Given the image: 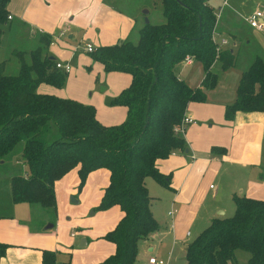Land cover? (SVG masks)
I'll return each mask as SVG.
<instances>
[{
  "label": "trees",
  "instance_id": "obj_1",
  "mask_svg": "<svg viewBox=\"0 0 264 264\" xmlns=\"http://www.w3.org/2000/svg\"><path fill=\"white\" fill-rule=\"evenodd\" d=\"M9 1L0 0V44ZM159 4L163 22L144 23L136 42L124 39L89 52L105 72L131 74L130 84L111 100L127 108L120 124L103 125L94 106L38 91L41 83L61 87L66 77L47 52L49 34L40 35L35 49L15 51L16 73L5 74L4 63H0V159L23 142L24 172L10 178L13 203L36 204L56 215L57 180L77 169L81 189L91 171L109 170V183L93 211L118 205L123 215L103 236L115 244L114 253L98 264H134L138 241L158 229L145 178L168 187V175L159 172L155 163L186 149L173 127L179 124L187 103L203 102L204 90L215 85L212 63L217 60L222 70L233 64L229 48L220 46L215 54V14L208 0H159ZM185 56L201 65L198 87L188 86L173 71ZM236 111L264 112V62L259 57L240 73L234 99L224 105L223 117L231 120ZM53 127L58 137L47 141ZM224 151L210 147L213 153ZM232 200L230 216L211 218L186 243L184 264H232L237 249L248 253L246 264H264V200L236 194ZM4 249L0 243V255ZM42 264H57L55 252L43 250Z\"/></svg>",
  "mask_w": 264,
  "mask_h": 264
},
{
  "label": "crops",
  "instance_id": "obj_2",
  "mask_svg": "<svg viewBox=\"0 0 264 264\" xmlns=\"http://www.w3.org/2000/svg\"><path fill=\"white\" fill-rule=\"evenodd\" d=\"M228 1L221 0L218 3V0H208L212 7L216 4L218 10H213V33L216 40L223 38V30L219 28L218 21ZM7 9L11 15L8 21L15 20L18 25L29 29L28 33L38 34L39 37L49 34V56H53L57 62L68 64H71L73 56L82 64L90 62L84 60L86 56L79 52L78 48L89 53L86 50L88 43L92 44L93 48L117 43L128 39L137 27L139 29L144 24L143 16L138 17L133 12L118 9L109 0H10ZM232 14L226 16L230 17ZM263 14L261 19L264 27ZM224 38L226 43L222 47L232 51L227 46L228 39L225 36ZM81 43L85 46H81ZM95 62L98 72L103 75L105 87L99 89L96 79H91L83 70L72 73L71 67L70 71L66 72L61 87L41 83L38 91L94 106L95 116L103 125L120 124L126 119L127 108L124 105L112 104L111 100L130 84L131 74L120 71L105 72L102 64ZM179 63H184L185 68L188 67L186 71L175 70V65ZM179 63L173 67L177 77L190 87L200 86L203 77L200 63L193 58L190 63L183 60ZM214 65L216 61L210 66L211 71ZM231 67L232 65L222 70L223 76L230 73ZM242 71L236 74L230 86H224V91L218 90L221 80L217 77L215 85L204 90L203 102L187 103L184 115L191 118L192 122L186 125L181 133L186 149L184 152H174L164 159H158L155 163L158 171L169 177L168 187L160 186L172 193L170 206L164 213L166 228H161L157 223L156 231L147 239L138 241L144 244L143 263L136 258L134 264H148V258L155 256L152 254L155 246L152 244L153 239L159 243L164 235L171 238L169 250L162 251L161 255L155 257L165 264H169L175 244L180 243L183 249L185 248L186 237L190 235L186 227L191 224L193 218H198V212L195 211L196 201L200 198L198 192H201L209 176L217 177L220 174L218 180L221 183L215 186L208 184V187L213 189L214 196L219 192L223 193L221 184L224 183V196H233L234 190H237L236 195L264 200V177L261 176L264 169V112L236 111L231 120L223 117L224 105L234 99L235 87ZM82 77L86 81L79 84ZM226 90L230 91L229 95ZM211 146L222 147L225 151L210 152ZM109 174L107 168L91 171L81 189L78 187L77 169H72L57 180L54 184L56 215L44 212L45 223L52 224L49 228H46L48 224L40 229L32 227L33 208L27 203H15L13 208L9 206V215L0 213V243L5 244L4 252L0 255V264H42L43 250L55 252L57 264H98L113 254L115 244L103 236L115 227L123 212L118 205L93 211L109 183ZM145 185L148 189L146 180ZM75 191L78 196H73ZM148 192L150 195L149 190ZM68 198L70 202L67 201ZM71 198L74 201L71 202ZM75 204L79 207H74ZM218 206L221 205L215 203L212 210L208 209L203 213L206 225L211 218L219 216V212L215 213ZM90 209V217L85 216ZM170 209H175L172 217L167 215ZM222 209L225 210L224 207ZM150 210L155 219L151 200ZM77 229L81 230L80 235ZM236 251L232 264H246L248 255L236 256Z\"/></svg>",
  "mask_w": 264,
  "mask_h": 264
},
{
  "label": "rangeland",
  "instance_id": "obj_3",
  "mask_svg": "<svg viewBox=\"0 0 264 264\" xmlns=\"http://www.w3.org/2000/svg\"><path fill=\"white\" fill-rule=\"evenodd\" d=\"M109 1L118 9H122L123 11H127L129 13L133 12L137 14L138 17L143 16L144 23L145 18L148 19V22H151L153 24L161 23L164 20L160 10L159 0ZM220 2L221 0H218V3ZM254 9L264 13V0H229L227 5L224 6V10L220 15L218 24L219 28L223 30L222 37L224 38L225 36L226 39H228L227 46H229L233 51V64L231 69L229 70L230 73L228 75L223 76L224 73H222V69L217 60H215L216 65H214L212 68V72H216L217 77H220L221 84L219 85L218 89L220 91H224V86H230L236 74L247 68V66L252 62L254 58L259 57L264 62V27L259 31L255 28L250 27L246 21L247 16ZM146 10L148 11L147 15L144 14V11ZM213 10L215 12L218 11L216 4L213 5ZM226 11L229 12L226 13ZM239 12L241 13L240 15ZM231 13H233L231 15L232 17L226 16V14ZM137 30L138 27L135 29L133 34L129 36V40L133 42L137 41ZM28 31L29 29L25 28L23 25H18L15 20L7 21V23L4 25L0 44V63H4L3 71L5 74H14L17 72L19 61L17 56L15 55V51L29 52L38 46V34L32 35L31 33H28ZM231 34L234 36H232ZM63 39H65V37H63ZM81 46H85V44L81 43ZM78 51L85 54L86 59L84 60H90V62L88 61L86 64H82L77 57L73 56L71 58L70 64V66L72 67V73L75 71L83 70L85 72L84 74L88 75L91 79L93 78L98 81L97 85L99 89H101V87H105L106 84L103 81V75L102 73L98 72V69L95 66L96 62L91 59L89 53L80 50V48H78ZM175 66V70L177 71H186V69L188 68H185L186 65L184 63H179ZM85 81L86 79L82 77L79 84H82ZM105 92L106 91H104L103 94H105ZM226 92L227 95H229L230 91L226 90ZM56 137H58V133L53 127L51 133L47 136V141H50ZM22 146L23 142H19L11 151V153H9L3 159H0V213L3 215H9L11 213L10 207L13 208L15 204L10 199L9 178L14 174L23 173L25 169L23 157L21 154ZM218 175L217 177L209 176L205 184H203L201 192H198V197L200 198H198V201H196L197 206L195 208L196 213L198 212V218H193L191 224H188L186 227L190 233V235L186 237L187 242L194 238L205 227L206 222H204L205 220L203 219V213L208 209L212 210L215 203H219L221 205L218 206V209L215 210V213L222 211L223 214H218L219 216H230L234 210L232 196H228L226 194L224 196V192L226 190V186L224 183L221 184V190L223 193L219 192L217 196L212 195L213 189L208 187L209 183L212 186L221 183L218 180ZM145 180L148 186V190L150 191V195L152 196L151 204L153 213L154 215H156L155 219L161 228H166L164 227L166 226L164 213L170 206L172 193L165 188L163 189V187L158 185V183H156L152 177H146ZM77 191L73 193V196H78ZM237 193L238 191L234 190L233 194L235 195ZM203 198L204 200H202ZM67 201L70 202V198H68ZM27 204L28 206H30V208H33V219L31 220L32 227L40 229L41 227L46 226L48 223H45L46 215L44 212L47 211H45V209H43L39 205L29 203ZM74 207L78 208L79 205L75 204ZM222 207H224L225 210H223ZM91 211L92 209L88 210L87 214L84 215L89 216ZM77 231L80 235L81 230L77 229ZM68 233H70V230L68 231ZM170 243L171 238L169 235H164L162 238H160L159 243L156 241V239H153L152 244L155 246L153 247L152 254H154L155 256L161 255L162 251L165 252L169 250ZM137 247L138 256L136 258L138 261L141 260L142 262V255L144 251L143 242H139ZM238 254L248 255L246 251H243L241 249H237L236 256H238ZM145 256V259H147V255ZM170 257L172 258L169 264H184V249L182 247V244L178 243L174 245ZM141 262L139 264H141Z\"/></svg>",
  "mask_w": 264,
  "mask_h": 264
},
{
  "label": "built area",
  "instance_id": "obj_4",
  "mask_svg": "<svg viewBox=\"0 0 264 264\" xmlns=\"http://www.w3.org/2000/svg\"><path fill=\"white\" fill-rule=\"evenodd\" d=\"M261 16H262V13L259 10H254L247 16L246 21L250 27L255 28L256 30H262L263 29V22H262ZM10 18H11V15H8V19H10ZM212 41L215 43V54L217 55L218 48L220 46H223L226 43V40L224 38H221V39H218L216 41H214V39H212ZM93 49L94 48L92 47V45L90 43L86 44V50L88 52H91ZM191 58L192 57L185 56L183 61L186 63H190ZM56 67L65 71V72H69L71 69L70 64L63 63V62H56ZM191 122H192L191 118L183 115L179 124L175 125L173 127V132L181 134L184 127ZM174 212H175V209H170L167 211V215L172 217ZM148 264H165V263L161 259H158L155 256H150L148 258Z\"/></svg>",
  "mask_w": 264,
  "mask_h": 264
},
{
  "label": "water",
  "instance_id": "obj_5",
  "mask_svg": "<svg viewBox=\"0 0 264 264\" xmlns=\"http://www.w3.org/2000/svg\"><path fill=\"white\" fill-rule=\"evenodd\" d=\"M147 13H148V11H147V10H146V11H144V14H146V15H147ZM146 15H145V16H146ZM145 23H148V19H147V18H145ZM50 58H51V59H52V58L54 59V57H53V56H50ZM72 201H74V200H73V198H71V202H72ZM219 214H222V211H219ZM51 226H52V224H48V225L46 226V228H49V227H51ZM79 245H82V244H79Z\"/></svg>",
  "mask_w": 264,
  "mask_h": 264
}]
</instances>
